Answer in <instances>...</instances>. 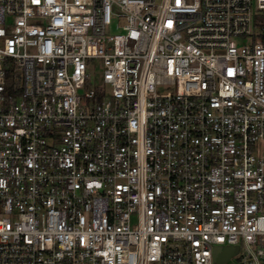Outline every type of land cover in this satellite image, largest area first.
Wrapping results in <instances>:
<instances>
[{
	"label": "built area",
	"instance_id": "obj_1",
	"mask_svg": "<svg viewBox=\"0 0 264 264\" xmlns=\"http://www.w3.org/2000/svg\"><path fill=\"white\" fill-rule=\"evenodd\" d=\"M227 263L264 264V0H0V264Z\"/></svg>",
	"mask_w": 264,
	"mask_h": 264
},
{
	"label": "water",
	"instance_id": "obj_2",
	"mask_svg": "<svg viewBox=\"0 0 264 264\" xmlns=\"http://www.w3.org/2000/svg\"><path fill=\"white\" fill-rule=\"evenodd\" d=\"M237 251V246H216L214 248V259L216 263H221L227 261L235 252Z\"/></svg>",
	"mask_w": 264,
	"mask_h": 264
},
{
	"label": "rangeland",
	"instance_id": "obj_3",
	"mask_svg": "<svg viewBox=\"0 0 264 264\" xmlns=\"http://www.w3.org/2000/svg\"><path fill=\"white\" fill-rule=\"evenodd\" d=\"M113 31H115V30L113 29ZM227 264H229V263H227Z\"/></svg>",
	"mask_w": 264,
	"mask_h": 264
}]
</instances>
